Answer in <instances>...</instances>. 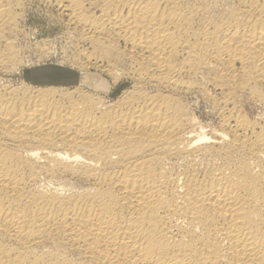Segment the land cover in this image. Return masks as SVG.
Returning a JSON list of instances; mask_svg holds the SVG:
<instances>
[{"label":"bare ground","instance_id":"1","mask_svg":"<svg viewBox=\"0 0 264 264\" xmlns=\"http://www.w3.org/2000/svg\"><path fill=\"white\" fill-rule=\"evenodd\" d=\"M39 2L72 67L135 85L0 81V264H264V0ZM26 6L0 0V68L21 65ZM209 85L217 129L178 95Z\"/></svg>","mask_w":264,"mask_h":264},{"label":"rangeland","instance_id":"2","mask_svg":"<svg viewBox=\"0 0 264 264\" xmlns=\"http://www.w3.org/2000/svg\"><path fill=\"white\" fill-rule=\"evenodd\" d=\"M21 1H22V3L24 1V5H27L26 7H29V8H26L27 16L25 15L27 18V23L25 25L26 26L25 27V34L26 35H24L25 38L23 37L25 41L21 40V43H20L21 46H23V50H24L23 52L25 53V55L23 54L22 62L20 63L21 65H18L19 67L17 66V68H16L18 70L0 68V81L2 83L10 84V85H19V84L24 85L23 83H21V79H24V78L26 79L27 74H29V77H28L29 79L27 78L26 80L28 83L31 84V77L32 76H30V75L33 74V70L42 69V70H46V72L40 76H36L35 78H38V79L45 78V79H52V80L58 81V82L53 81V83H55V84H60V82H63L65 85L63 87H68L69 89L68 88H66V89H68L70 91L73 90L72 91L73 96L76 98H78L79 95L81 96V94L84 95L88 92L93 94V92H94L93 96L101 97L105 101L110 102V101H115V100L121 98L126 91L133 89L132 86L134 87L135 82L132 81V80H134L132 77H129V76H131V75H129V73H126V74L123 73V75L121 76V80L119 82H117L116 84H113L112 79L109 76L102 74L99 70H95L93 68L86 67L87 69L85 68V70H83L84 71L83 72V71H78L79 69L75 66L72 67L73 65H71V63L69 62L68 57H71V56L73 57V55L75 54V51L77 48V46H76L77 43L73 39L72 40L68 39V35L71 38L74 36H72V34L70 35V33L67 32L68 29L66 28V25L64 24L65 21L63 23V21L58 20L59 17H57L58 14H57V11H55L56 8L54 7L55 8L54 9L53 7L43 5L39 2V0H33V2H32V0L31 1L30 0H21ZM38 3H39V5H36ZM32 8H33V10H32ZM46 8H48V11ZM43 12H45V13H43ZM51 13H53V14H51ZM54 15H55V17H54ZM51 17H52V20H51ZM53 17H54L55 21H54ZM64 26L66 29L64 28ZM63 29H65V30L63 31ZM29 32H31V33H29ZM23 38H21V39H23ZM32 42H35V44L34 43L32 44ZM24 46H26V47H24ZM36 47H37V49H36ZM30 48H32V49H30ZM41 49L44 50V53L42 52ZM40 50H41V52H40ZM46 51H47V54H46ZM36 52L38 53V55ZM52 52H53V54H52ZM28 53L31 54V58H30V54H28ZM48 54H49V56H47ZM27 60H28V62H27ZM26 62L29 66L28 65L24 66V64H26ZM22 63H23V65H22ZM61 65H63V66H61ZM49 70L54 71V72H51L45 76V74ZM82 77H83V79H82L83 81H81L82 83H80L79 81L81 80ZM81 87H83L84 90H81L82 89ZM76 89H78V90H76ZM74 90L78 91V92H75ZM196 90H193V93H192V91L189 93L188 92L178 93V95L179 94L181 95V96L179 95L181 102H183V104L187 106V107L186 106L185 107L187 108L189 113L192 112V113H190L191 115L194 114L193 116L197 120H200L199 121L200 124L205 123L206 129H211V128H214L216 126L217 127L215 129H217L218 125H219L218 119L220 117L218 114L219 108L215 105V103L213 101V97H212V95L213 96L216 95V97L218 98L216 90L213 89L212 87L210 88V85L207 86L206 90H204L205 93L207 91L210 95L208 93L204 94V92H202L200 90H197V91ZM79 91L80 92L82 91L81 94L79 93ZM75 94H76V96H75ZM201 94L202 95L204 94L205 96L204 95L202 96ZM207 96H209V98ZM210 96L212 98H210ZM101 98H99V99H101ZM210 99H212V101ZM214 99H215V97H214ZM214 106H216V107H214ZM250 106L251 105H249V104L246 105L247 112H249V115H251V116L253 114L255 115V113H256L255 108L252 106L250 107ZM196 115H197V117H196ZM202 125H204V124H202Z\"/></svg>","mask_w":264,"mask_h":264},{"label":"crops","instance_id":"3","mask_svg":"<svg viewBox=\"0 0 264 264\" xmlns=\"http://www.w3.org/2000/svg\"><path fill=\"white\" fill-rule=\"evenodd\" d=\"M45 72H46V70H42V69L33 70V74L30 75V76H32L31 79L34 80V79H36V78H35L36 76H40V75L44 74ZM51 72H54V71L49 70V71L45 74V76H46L47 74L51 73ZM26 77L28 78V77H29V74H27ZM28 79H29V78H28ZM32 80H31V81H32Z\"/></svg>","mask_w":264,"mask_h":264}]
</instances>
